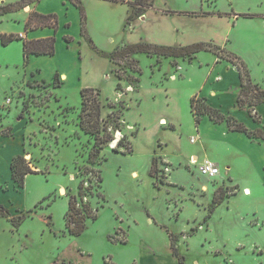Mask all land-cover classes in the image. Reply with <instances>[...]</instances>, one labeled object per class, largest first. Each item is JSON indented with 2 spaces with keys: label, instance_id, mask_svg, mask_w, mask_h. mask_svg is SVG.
<instances>
[{
  "label": "rangeland",
  "instance_id": "374dc122",
  "mask_svg": "<svg viewBox=\"0 0 264 264\" xmlns=\"http://www.w3.org/2000/svg\"><path fill=\"white\" fill-rule=\"evenodd\" d=\"M200 1H154L156 7L203 8L217 15L182 20L179 33L168 35L175 25L154 20L126 24L120 15L125 7L110 8L109 2L89 6L95 15L87 20L81 4L90 43L81 34L80 14L70 0H39L41 9L59 17L56 33L44 28L40 36H54L58 47L54 56H31L25 64L26 14L20 4L37 2L0 0V36L22 38L5 46L0 37V205L10 215L0 217V264H145L140 259L148 256L162 263L172 257L165 229L178 237L184 264H264V142L249 141L242 133L229 141L225 126L207 116L196 124L190 108L194 96L204 98L249 130L264 132V105L252 112L253 122L235 104L242 63L253 84L264 91V0ZM5 7L6 12L1 10ZM137 43H204L212 50L191 60L179 58L178 67L170 58L142 53L118 65L110 62L116 48ZM60 73L65 78L54 80ZM83 88L100 91L104 119L125 108L119 121L109 120L114 141L101 151V165L91 166L92 171L87 156L93 140L80 131L77 120ZM161 118L165 125H160ZM123 135L131 154L112 152L127 147ZM199 151L216 158L220 171L209 177L206 191L189 160ZM18 155L36 172L26 175L23 188L12 182L9 169ZM153 159L155 179L150 177ZM160 176L165 184L159 183ZM82 180L89 186L84 197L97 209V218L86 220L83 233L73 237L64 216ZM214 197L223 199L212 207Z\"/></svg>",
  "mask_w": 264,
  "mask_h": 264
},
{
  "label": "trees",
  "instance_id": "16d2710c",
  "mask_svg": "<svg viewBox=\"0 0 264 264\" xmlns=\"http://www.w3.org/2000/svg\"><path fill=\"white\" fill-rule=\"evenodd\" d=\"M39 0H30V2H38ZM72 4L78 9L81 20V34L86 37V39L92 43L91 39L87 36L84 23L86 21V16L84 13V9L81 6L80 0H70ZM117 2V0H108ZM155 0H133L131 2H126L129 6V16L127 17L126 24L129 22L136 21V19L145 14V12L152 8ZM27 6V2H23L20 4V8ZM4 12L8 11L9 8H2ZM167 14H174L173 11H166ZM49 28L53 31H57L58 29V19L55 14H47L43 15L32 11L25 22V32L34 31L38 29ZM2 40V45H7L14 40H22V38L18 35H3L0 36ZM66 41H72V38H66ZM55 37H49L43 40H24L23 43V58L25 64L28 62L30 56H53L55 54ZM211 46L206 45L204 43H196L188 46H180V47H170V46H161L154 45L149 43H137L131 45H124L122 47L116 48L109 55V60L115 65H118V62L121 60H126L135 54H145L146 56H156L157 58H170L173 59L172 65H175V60L178 58L189 59L191 60L194 55L203 51H211ZM214 50H218L215 48ZM241 70L238 68V78H239V86L240 90L236 97V107L239 110H245L249 117L253 122H256L255 117L252 115V112H255V108H259L260 105H264V91L260 90L256 84L250 79L247 69L241 64ZM115 76L118 80H122V76L120 71L117 69H113ZM136 73H141L140 69L135 71ZM59 75L56 74L54 80H58ZM138 80L136 79V82ZM117 90L120 89V84H117ZM250 94V96L245 97V95ZM81 96V106L79 110V114L77 116L78 126L81 132L85 135L89 136L93 140V145L91 151L87 156V164L90 165L91 171L93 170V166H99L101 163L99 162L98 156L102 150H104L105 146L112 143L114 141L113 135L109 132L108 122L112 118L115 120H120L123 116L125 108L121 107L119 110L120 115H115L114 112H111L106 119L102 118V109L104 108L102 103V98L100 96V91L93 88H83L80 91ZM245 97V99H243ZM207 99L198 98L194 96L190 100V108L191 113L195 119L196 124L200 123L202 116H207L210 121L214 124L225 123L229 131L242 133L250 140H258L264 142V132L257 128L255 130H249L243 123L239 122L230 114H224L219 109H216L207 103ZM120 130V129H119ZM121 131V130H120ZM122 139L127 140V147L124 148V151H120L119 149L113 148L112 152L117 154H126L132 153L131 143L126 137V135L122 136ZM121 140L117 142L120 145ZM98 159V160H97ZM106 160V159H105ZM92 166V167H91ZM153 167H154V159L150 168V177L153 176ZM11 173L12 182L19 188H23L24 180L26 175L30 173H36L29 170L26 165L25 159L18 155L14 157L9 166ZM86 170H89L87 167ZM161 173V172H160ZM159 183L165 184L163 181V177H159ZM155 179V178H154ZM89 182V181H88ZM102 182L101 177L99 176L97 179V184L100 186ZM91 187V185H90ZM88 187H85L84 181L82 180L78 185V191L76 196H70L68 201V211L64 216L65 228L67 233L70 236L77 237L80 236L85 227L86 220H96L97 209L94 211L91 208L90 202L86 200L87 198L85 192L88 190ZM89 197H93L88 194ZM99 198V197H98ZM101 198V197H100ZM223 197L213 198L211 206L214 207L218 200H222ZM9 210L0 205V217L7 218L9 217ZM20 219V218H19ZM16 224V223H15ZM19 223H17L18 226ZM171 240V252L174 256L178 258L180 263L182 262V257L179 256L178 250L174 247L175 237L169 235Z\"/></svg>",
  "mask_w": 264,
  "mask_h": 264
},
{
  "label": "crops",
  "instance_id": "0c3cea01",
  "mask_svg": "<svg viewBox=\"0 0 264 264\" xmlns=\"http://www.w3.org/2000/svg\"><path fill=\"white\" fill-rule=\"evenodd\" d=\"M98 1H101V2H109L110 3V8H111L112 5H115V4H118L119 6L125 7V9H123V11L121 9L120 15H121V18L126 23L127 17L129 16V12H130L129 6L126 4V2H131L133 0H117V2L108 1V0H81L82 6L83 7L85 6V9H86L87 20L89 18L90 19L93 18V16L95 15V14H93V12H90L89 11L88 7L89 6H92L93 4L97 3ZM202 1L203 0H201L200 2L202 3ZM72 6H74V5L72 4ZM95 6H97V5H95ZM201 6H202V4H201ZM22 11L25 12V14H26V19L25 20H27L28 15L32 11H35V12L40 13V14H43V15L52 14L51 13L52 11H47V10L41 9V3H39V2H37V4L35 6H31V5L27 4V6H25V7L22 8ZM166 11H173L174 14H167ZM213 13L214 12H212V13L211 12H206L203 8H201L200 11H189V10L176 9V8H173L171 5L170 6L156 7V5L154 3L153 7L150 8V9H148L145 12V14L139 20H136V21H133V22H137V23L138 22H142L143 24H146L147 23V25H148V22L150 20L151 21L154 20L156 22H159L160 21L161 23L163 22V23H169V24L175 25L172 28L173 31H170L169 30V31L165 32V35H168L169 33H176V32L179 33V29L181 28V25L182 24H179L178 22H180L182 20L198 19L200 17L201 18L216 17L217 15L216 14H213ZM58 19H59V17H58ZM42 32H43L42 29L24 32L23 37L26 40H43V39H47L48 36L47 37L46 36H40V33H42ZM57 47H58V44H57V46L55 45V52L57 50ZM36 57H39V56H36ZM172 62H173V59H171V64H172ZM175 62H176V64L174 66L175 67H178L177 59L175 60ZM59 76L62 77V78H65V74L60 73ZM171 76H170L171 79L174 80L175 77L173 75H171ZM241 111H243V110H241ZM162 120L165 122V120L163 118H161V120L159 121V123ZM215 125L225 126L226 127V130H223V133H224L225 137H227V139L229 141H232V140L238 138V137H234V136L235 135H238L239 133L229 131V129L227 128V126H226L225 123L215 124ZM240 138H242V137H240ZM242 140H244V139L242 138ZM249 141H250V139H249ZM199 153H200V151L198 153H196L195 156L191 155L189 157V160H191V161L194 160L196 162H200L203 159H208L212 163H214V165H216L218 167V163L216 162L217 160H215L216 158L211 159V158H209V156L207 154L203 155V154H199ZM162 159H163V161L168 162V161L165 160L164 157H162ZM168 164H169V166H171V164L169 162H168ZM194 166H195V168H196V170L198 172L197 165H194ZM150 167H151V165H150ZM168 170L169 171L166 174V176H167V183L170 181L169 177H171L170 167H168ZM134 174H136V173H134ZM198 174L200 175L199 172H198ZM200 176L202 177L200 179L202 181V189H203V191H206V188H207V184L206 183H210V182H208V179L209 178H207V177L204 178V176H202V175H200ZM213 192H216V190H213ZM174 204H175V208L176 209L178 208V211L180 212L181 211V206H179L176 201H174ZM149 221L151 222L150 217H149ZM165 231H166V236H167L166 241H167V244H168V247L167 248H168V250H169V252H170V254H171L172 257H169L170 260L167 259L166 261H163L162 263L160 262V260L158 258L156 260L154 257L151 258V256H148V258L146 260L145 259H140L141 261L145 262V264H184V258H183V256H181L179 254V256L182 257V262L180 263V261L178 260V258L176 256H174L172 254V252H171V240L169 238V235H172L173 237H175L174 247L176 249H177L176 243H178L177 242L178 240L176 238H178V237L175 236V233L174 232H171L168 229H165ZM178 253H179V250H178ZM195 263L197 264V261ZM61 264H71V263L69 261L63 260L61 262Z\"/></svg>",
  "mask_w": 264,
  "mask_h": 264
},
{
  "label": "built area",
  "instance_id": "2783aa9c",
  "mask_svg": "<svg viewBox=\"0 0 264 264\" xmlns=\"http://www.w3.org/2000/svg\"><path fill=\"white\" fill-rule=\"evenodd\" d=\"M190 141L193 142V139H191ZM192 165H197L198 172L204 177H215L219 174L218 167L207 159H203L200 162H195Z\"/></svg>",
  "mask_w": 264,
  "mask_h": 264
},
{
  "label": "bare ground",
  "instance_id": "6f19581e",
  "mask_svg": "<svg viewBox=\"0 0 264 264\" xmlns=\"http://www.w3.org/2000/svg\"><path fill=\"white\" fill-rule=\"evenodd\" d=\"M160 125H165V122L162 120V121L160 122ZM192 163H195L194 160H192ZM61 193H63V191H62ZM249 194H250V193L248 192V190L245 189V191H244V195L247 196V195H249Z\"/></svg>",
  "mask_w": 264,
  "mask_h": 264
}]
</instances>
